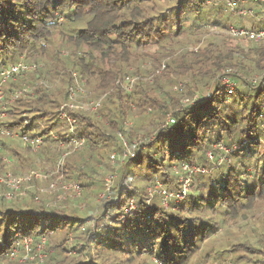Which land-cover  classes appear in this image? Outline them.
Returning <instances> with one entry per match:
<instances>
[{
	"label": "trees",
	"instance_id": "1",
	"mask_svg": "<svg viewBox=\"0 0 264 264\" xmlns=\"http://www.w3.org/2000/svg\"><path fill=\"white\" fill-rule=\"evenodd\" d=\"M247 7L252 14H241ZM262 7L0 0V67L36 65L4 84L0 127L43 138L34 152L0 133V173L27 176L67 150L57 176L82 188L78 198L44 194L52 178L33 179L27 196H2L0 264H34L20 263L28 252L43 255L38 264H264V38L218 30H264ZM80 84L87 92L74 97ZM26 86L34 95L12 99ZM92 101L96 110L83 107ZM66 104L76 105L65 108L85 139L76 152L60 148L71 134ZM185 166L206 171L190 177L185 200L166 207L157 184L181 191Z\"/></svg>",
	"mask_w": 264,
	"mask_h": 264
},
{
	"label": "built area",
	"instance_id": "2",
	"mask_svg": "<svg viewBox=\"0 0 264 264\" xmlns=\"http://www.w3.org/2000/svg\"><path fill=\"white\" fill-rule=\"evenodd\" d=\"M256 3H260L264 6V0H254ZM232 6L234 7V5L232 4ZM241 13L243 15H248L250 13V11L244 9L241 10ZM230 32L233 35H240V36H247L250 38H255L256 40L262 39L264 38V30L258 31V32H253L249 29H241L235 26H231L230 27ZM26 64L24 62H19L18 64L12 65L8 68H1L0 67V76L3 77L4 79H15L19 74H23L26 73L27 71H29L32 68H35L34 65H29ZM135 83V78L132 77H126L124 84L125 87L127 89V91L130 93L132 92V87ZM225 83L227 84L226 87H228V92L232 93L233 90V86L230 83L229 79H225ZM23 90H25L24 92H27V89L24 88ZM75 89L72 90V95L75 97L76 96V92L74 91ZM22 91H19L17 94H14L12 99H16L18 98L19 95H22ZM3 98V96H1V99ZM187 101H189L188 99H186ZM185 100V101H186ZM70 107L73 108L76 105L74 104H66V106L62 107V114L61 117L63 120H66L68 122V124L70 125V137H68V141L66 144L67 148H73L71 151H75L78 148L82 147L85 145V139L83 137H81L79 135V133L76 131L75 129V124H76V119H74L73 117H71L68 112L66 111L65 107ZM87 109L90 110H96V108H98L99 106V102L94 103L93 101L90 102L89 104L84 105ZM83 106V107H84ZM5 106H2V110L3 112L1 113L0 116V121L4 120L7 117V113L5 111ZM25 124H27V121L25 122ZM0 133L2 135H6L9 136L11 138L14 137H19L22 139V141L28 145L32 150L36 151L40 145L43 143V138L42 136H39L37 134H35V136H30V135H21L19 132L16 131H12L9 129H5L3 127H0ZM138 143H136L137 145ZM70 153V151H67L66 153L63 154L62 159L58 162L57 164V172L62 170V165L61 163L64 161V158ZM128 154L134 155V153L131 150H127ZM209 157L212 159L213 155L211 153H209ZM114 158V156H113ZM7 163L10 164L11 160H7ZM184 170L187 174V176H181L180 180L182 183V189L179 192H174V191H168L167 189H164L160 184H157V189L159 190L160 194L162 195V199L164 202L165 206H168L170 203H177L180 201H183L186 199L187 194H188V190H189V186H190V177L195 174V173H205V168L202 167H190V166H185ZM44 171V170H43ZM36 171L33 170L30 172L29 175L27 176H20V177H14L12 175V172L10 170H8V172L6 173H0V198L3 196V194L1 195V189H6L8 191H12V192H17L20 191L22 188V185L32 181L33 179H37V180H48L49 178H51L54 174L50 172V170L48 171ZM113 182V177H111L108 180L107 183V190H110V186ZM73 184L70 185H66L64 188L67 189L68 191H70L71 193H73L74 195H79L80 193V189L81 186L80 184H78L77 182H72ZM55 187V183H51L50 184V188H54ZM157 189L155 190L157 192ZM154 191V192H155ZM12 195V193H11ZM11 195H7V199L11 198ZM5 197V196H3ZM5 197V198H6ZM134 208V201L132 200L130 202V208L128 211L133 210ZM27 246V244H26Z\"/></svg>",
	"mask_w": 264,
	"mask_h": 264
},
{
	"label": "rangeland",
	"instance_id": "3",
	"mask_svg": "<svg viewBox=\"0 0 264 264\" xmlns=\"http://www.w3.org/2000/svg\"><path fill=\"white\" fill-rule=\"evenodd\" d=\"M262 5V4H261ZM232 6V5H231ZM263 6V5H262ZM263 8V10H264V6L262 7ZM246 10H248V11H250V13L249 14H252V11H251V7H247V8H245ZM233 10V9H232ZM243 10V9H242ZM240 13H241V10H240ZM253 13H254V10H253ZM242 14V13H241ZM210 18V17H209ZM231 27V26H230ZM228 28L227 30H223V29H218L219 31H224V33H226V34H228V35H230V36H232V37H240V35H233V34H231V32H230V29L231 28ZM244 27V26H243ZM239 28H241V29H245V28H242V27H238V29ZM253 38V37H252ZM25 63V62H24ZM29 65H34L35 67H36V65L35 64H29ZM28 65V66H29ZM33 69V68H32ZM32 69H30V70H32ZM29 70V71H30ZM22 76V75H21ZM133 77V76H132ZM134 78V77H133ZM136 78V77H135ZM262 78V76H260V77H258V80H260ZM8 81V78L7 79H4L3 80V77H1L0 76V100L2 101V99H1V96H3V101L5 100V98H6V96H5V93H4V84L6 83ZM136 84V81H135V83H134V85ZM134 85H133V87H132V91H133V88H134ZM27 88V92L28 93H25L24 91L25 90H20V91H22V93L23 94H32V95H34V91L33 90H31V88L30 87H28V86H26ZM236 87V86H235ZM75 92H76V96H79V95H83V93H85V92H87V90L85 89V87H84V84H80L79 86H78V88H76L75 90H74ZM22 94V95H23ZM79 97H81V96H79ZM186 100V99H185ZM183 100V103L185 104V105H189V104H192V103H195L198 99L196 98L195 100H190L189 102L186 100ZM0 101V116H1V113L3 112V110H2V102ZM89 104V103H88ZM85 107V106H84ZM72 117V116H71ZM3 120H1L0 122H2ZM66 126H68V128H70V125H66ZM67 128V129H68ZM0 136H2V135H0ZM1 138H3V137H1ZM11 138V137H10ZM16 138V137H15ZM43 144V143H42ZM41 144V145H42ZM41 145H40V147H41ZM66 146V144L65 143H60V148L61 147H65ZM39 147V148H40ZM39 148L36 150V151H38L39 150ZM73 148H71V150H72ZM80 148H78L77 150H75V151H72V152H76V151H78ZM34 151V150H33ZM66 152H67V150H65ZM35 152V151H34ZM66 152H64V153H66ZM63 153V154H64ZM63 154H62V156H63ZM136 155V154H135ZM135 155H132V157H135ZM62 156H61V158L56 162V164L55 165H52V164H50V165H46V166H43V167H39L36 171H48V170H50V172L51 173H53L54 172V174H53V176L51 177L52 178V180L50 181V183L49 184H47L46 186H41L40 188L43 190V193L44 194H47V193H53V194H57V193H64L66 196H70L71 198H78V197H80V195L82 194V188L80 189L81 191H80V193H79V195H74L73 193H71L70 191H68L67 189H65L64 187L66 186V185H70V184H73L72 183V181L73 182H75L74 180H64L63 178H61V176L60 177H58L57 176V174H61V172H62V170H60V171H58L57 172V164H58V162L62 159ZM111 161H112V163H116V158H111ZM64 162V161H63ZM63 162L61 163V165H62V167H63ZM43 171V172H44ZM6 172H8V170H6V171H3V173H6ZM110 179V178H109ZM108 179V180H109ZM108 180H107V182H108ZM38 181H46V180H38ZM51 183H55V187L54 188H50V184ZM32 188V186L31 185H25V184H23L22 185V188H21V190L20 191H17V192H12V191H8V190H6V189H1V195L3 194V196H7V195H11V193H12V195H11V198L10 199H7V197H6V199L7 200H11V201H13L16 197H25V196H27V194L29 193V189H31ZM164 188V187H163ZM165 189V188H164ZM168 190V189H167ZM168 191H171V190H168ZM51 195V194H50ZM174 205V204H173ZM165 206V205H164ZM167 207V206H166ZM230 223V222H229ZM258 226H261V224H258ZM229 228H230V230L232 231V232H234V233H237V230H238V227L235 225V224H233V223H230V225L228 226ZM225 233V232H224ZM224 233L223 232H221V233H219V236L218 237H220V238H222V237H224ZM247 234L248 235H250L251 234V232L248 230L247 231ZM25 244H27V246H29L30 245V242H27V243H25ZM27 246H25V247H27ZM24 247V248H25ZM27 249H28V251L30 250V247H27ZM19 253V251H15V255H11V259H13V261H15L16 259H17V255L16 254H18ZM31 254H29V252L28 253H26V255H25V257H24V259L23 260H21V262L20 263H22V262H26V261H28V260H30V261H34L35 263L34 264H38V263H42L43 262V260H41L40 258L41 257H43V255H35V256H30ZM29 258V259H28ZM36 258V260H34ZM28 259V260H27ZM227 264H231V262H229V263H227Z\"/></svg>",
	"mask_w": 264,
	"mask_h": 264
}]
</instances>
